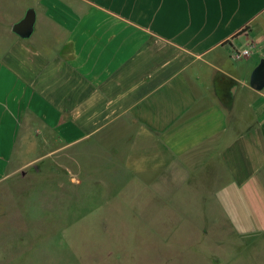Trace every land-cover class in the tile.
I'll return each mask as SVG.
<instances>
[{"label": "crops", "instance_id": "1", "mask_svg": "<svg viewBox=\"0 0 264 264\" xmlns=\"http://www.w3.org/2000/svg\"><path fill=\"white\" fill-rule=\"evenodd\" d=\"M262 60L264 0H0V186L91 145L264 240Z\"/></svg>", "mask_w": 264, "mask_h": 264}, {"label": "rangeland", "instance_id": "2", "mask_svg": "<svg viewBox=\"0 0 264 264\" xmlns=\"http://www.w3.org/2000/svg\"><path fill=\"white\" fill-rule=\"evenodd\" d=\"M50 150L0 186V264H264V240L186 187L157 191L95 146Z\"/></svg>", "mask_w": 264, "mask_h": 264}, {"label": "water", "instance_id": "3", "mask_svg": "<svg viewBox=\"0 0 264 264\" xmlns=\"http://www.w3.org/2000/svg\"><path fill=\"white\" fill-rule=\"evenodd\" d=\"M34 23L35 14L32 10L28 11L25 17L14 25L13 32L22 37H27L31 34ZM250 87L255 91L264 89V60L261 61L259 66L252 73Z\"/></svg>", "mask_w": 264, "mask_h": 264}, {"label": "built area", "instance_id": "4", "mask_svg": "<svg viewBox=\"0 0 264 264\" xmlns=\"http://www.w3.org/2000/svg\"><path fill=\"white\" fill-rule=\"evenodd\" d=\"M250 49L235 50L232 58L236 61H240L250 55Z\"/></svg>", "mask_w": 264, "mask_h": 264}]
</instances>
